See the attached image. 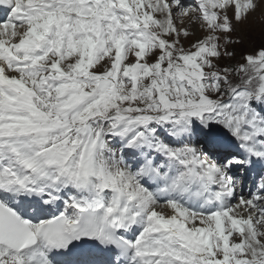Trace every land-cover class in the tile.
I'll use <instances>...</instances> for the list:
<instances>
[{
    "label": "snow or ice",
    "instance_id": "1",
    "mask_svg": "<svg viewBox=\"0 0 264 264\" xmlns=\"http://www.w3.org/2000/svg\"><path fill=\"white\" fill-rule=\"evenodd\" d=\"M0 264H264V0H0Z\"/></svg>",
    "mask_w": 264,
    "mask_h": 264
}]
</instances>
